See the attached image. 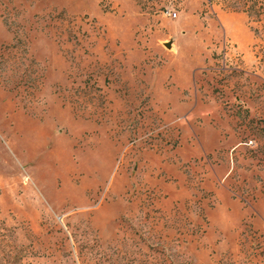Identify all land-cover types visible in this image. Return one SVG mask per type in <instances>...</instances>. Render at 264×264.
I'll list each match as a JSON object with an SVG mask.
<instances>
[{"label":"rangeland","instance_id":"374dc122","mask_svg":"<svg viewBox=\"0 0 264 264\" xmlns=\"http://www.w3.org/2000/svg\"><path fill=\"white\" fill-rule=\"evenodd\" d=\"M0 264H264V0H0Z\"/></svg>","mask_w":264,"mask_h":264},{"label":"trees","instance_id":"16d2710c","mask_svg":"<svg viewBox=\"0 0 264 264\" xmlns=\"http://www.w3.org/2000/svg\"><path fill=\"white\" fill-rule=\"evenodd\" d=\"M243 11H246V10H243Z\"/></svg>","mask_w":264,"mask_h":264}]
</instances>
